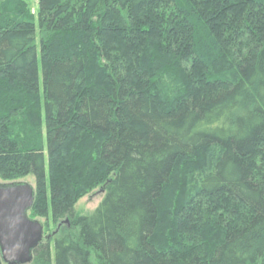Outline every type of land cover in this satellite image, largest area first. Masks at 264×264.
I'll return each mask as SVG.
<instances>
[{"label": "trees", "instance_id": "16d2710c", "mask_svg": "<svg viewBox=\"0 0 264 264\" xmlns=\"http://www.w3.org/2000/svg\"><path fill=\"white\" fill-rule=\"evenodd\" d=\"M29 174L78 230L27 264H264V0H0V177Z\"/></svg>", "mask_w": 264, "mask_h": 264}, {"label": "water", "instance_id": "95a60500", "mask_svg": "<svg viewBox=\"0 0 264 264\" xmlns=\"http://www.w3.org/2000/svg\"><path fill=\"white\" fill-rule=\"evenodd\" d=\"M34 200L35 186L31 182H0V251L7 264L31 262L34 249L44 239L43 223L29 213Z\"/></svg>", "mask_w": 264, "mask_h": 264}, {"label": "rangeland", "instance_id": "374dc122", "mask_svg": "<svg viewBox=\"0 0 264 264\" xmlns=\"http://www.w3.org/2000/svg\"><path fill=\"white\" fill-rule=\"evenodd\" d=\"M30 9L37 15L39 10V0H26ZM48 167V164H47ZM49 170V168H48ZM49 176V171L47 172V177ZM21 180H27L31 182L34 186L36 185V180L33 174L26 175L21 178ZM5 181L0 177V182ZM180 190V189H179ZM173 190V187L168 185L164 191V198L160 201V208H161V219L160 222L163 223L165 227H173L175 223L176 213L179 209L181 202H180V191ZM173 191V193H172ZM105 190L102 186H97L90 190L88 193L82 195L77 203H76V213H89L94 210L97 205L100 203L104 196ZM30 213V211H29ZM31 214V213H30ZM38 218L44 225V239L46 240L48 237L53 241V238L56 234H60L59 228L64 227L69 228V230L76 233L77 226L74 225V218L66 217L59 222H55L52 217L51 211L49 212L48 216H33ZM68 218V220H66ZM166 229V230H167ZM168 232V230H167ZM168 234V233H167ZM166 234V236H167ZM43 239V240H44ZM93 259L96 261V257L94 256ZM7 264V263H6ZM55 264V263H54Z\"/></svg>", "mask_w": 264, "mask_h": 264}]
</instances>
